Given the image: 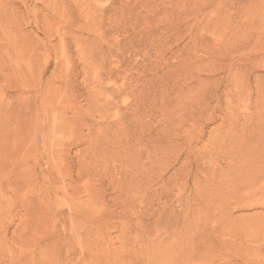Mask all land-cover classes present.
Masks as SVG:
<instances>
[{"label": "rangeland", "instance_id": "obj_1", "mask_svg": "<svg viewBox=\"0 0 264 264\" xmlns=\"http://www.w3.org/2000/svg\"><path fill=\"white\" fill-rule=\"evenodd\" d=\"M0 264H264V0H0Z\"/></svg>", "mask_w": 264, "mask_h": 264}]
</instances>
